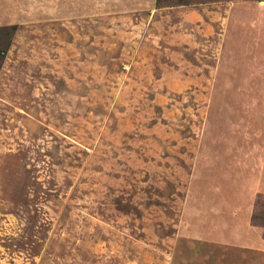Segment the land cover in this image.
<instances>
[{"label":"rangeland","instance_id":"rangeland-1","mask_svg":"<svg viewBox=\"0 0 264 264\" xmlns=\"http://www.w3.org/2000/svg\"><path fill=\"white\" fill-rule=\"evenodd\" d=\"M14 24L0 264H264L232 235L264 0H0Z\"/></svg>","mask_w":264,"mask_h":264},{"label":"crops","instance_id":"crops-1","mask_svg":"<svg viewBox=\"0 0 264 264\" xmlns=\"http://www.w3.org/2000/svg\"><path fill=\"white\" fill-rule=\"evenodd\" d=\"M224 17L223 12L217 13V18ZM262 86L252 88L246 86L237 89L243 92L245 103V119L244 128L245 135L243 141L250 145L245 148L244 169H245V188L247 199L245 201V209L235 211L233 218L232 235L234 239L245 246L256 247L264 250V229L260 226L253 225L252 214L254 210L255 200L259 193H264V78L263 74L260 78ZM249 79L246 78V82ZM233 89H215L216 96H228ZM236 90V89H235ZM260 96V99L254 97ZM229 97V96H228ZM231 98V97H229ZM227 102H231V99ZM221 101V100H219ZM224 101V100H223ZM222 105V104H221ZM225 105V104H223ZM258 106L259 109H258ZM255 117H254V116ZM209 152V150H207ZM207 152V153H208ZM198 152V156L200 155ZM231 225V223L227 222ZM226 224V221L224 222Z\"/></svg>","mask_w":264,"mask_h":264},{"label":"trees","instance_id":"trees-1","mask_svg":"<svg viewBox=\"0 0 264 264\" xmlns=\"http://www.w3.org/2000/svg\"><path fill=\"white\" fill-rule=\"evenodd\" d=\"M207 1L220 0H156V6H177ZM17 28L18 25L16 24L0 27V66ZM251 222L253 225L260 226L264 229V195L261 193H259L256 197Z\"/></svg>","mask_w":264,"mask_h":264}]
</instances>
